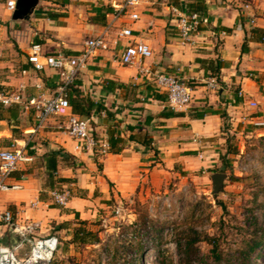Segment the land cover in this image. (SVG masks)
<instances>
[{"label":"crops","instance_id":"crops-1","mask_svg":"<svg viewBox=\"0 0 264 264\" xmlns=\"http://www.w3.org/2000/svg\"><path fill=\"white\" fill-rule=\"evenodd\" d=\"M52 1L56 5H64L66 9L63 10L64 15L57 12L51 13V28H53L56 38L69 35L77 36L76 38L72 37L74 43L71 47L63 50L66 53L75 54L82 48L81 37L86 35L90 37L103 30L113 10V4L119 0ZM192 1L167 0L157 3V0H143L139 7L140 19L131 24L134 29V38L143 39L152 48V56L146 60L151 70L174 74L185 80L192 88V101L183 109L171 110L167 107L165 94L157 89H153L151 92L152 90L146 83L149 78L140 76L135 65H131V68L121 65L116 58L117 53L112 48L96 53L80 72L88 74L92 81L82 79L81 82L77 79L80 82L79 88L83 91L88 88L87 84L99 82L95 86L97 89L99 88L98 92L90 91L88 96L91 100L93 96H96L97 102H106L103 103V106H108L111 101L110 105L116 108V103L122 100L117 97L116 92L126 86L125 83L131 81L135 86L131 87L133 89L131 103L138 96L143 101L141 102L143 111L139 115L131 112V123L125 121V124L133 127L136 140H127L124 143V148L118 153L108 150L106 155L97 158L94 151H75L73 149L74 140L63 130H48L52 126L55 128V124H61V126H57L58 128L62 127L63 116L60 114L49 119L42 130L29 135L36 123L35 109L28 104L29 99L21 104H13L8 108L1 109L0 147L15 145V141H18L20 145L25 142L24 149L33 156L34 160L30 163H21L12 173L11 181L20 182L23 189L1 194L0 210L11 209L14 221L18 224L36 221L43 226L48 222L49 216L61 220V222L63 220H87L86 218L92 211L89 208L92 206V200L106 196L101 193L108 190V182L115 181L113 170L117 166L115 161L118 156L122 155L120 153L131 150L134 146H138L135 147L136 151H140L139 147L145 148L143 151L141 150L142 153H137L138 157L135 154H130V157L122 158L134 160L139 166V172L149 171L154 174L155 171H160L157 170L159 163L152 165L154 156L146 150V147L156 143L158 150L173 151L174 153L169 156L173 157L174 161L171 162L184 160L189 156L183 154H194L195 151L199 156L207 154L209 151H217L219 154V151L223 150V143H226L225 137H219L220 133L223 134L221 131L222 119L230 117L231 120H240L242 110L248 108L244 106V103L250 100L258 102V111L255 117L264 116V43L249 40L247 51H242L245 38L250 36L249 29L253 26L264 28V0H249L247 1L249 2L248 8H245V3L242 8L244 0H218L220 5L215 3V0H212L213 2L204 0L209 24L201 27L193 35L192 46H181L178 41L179 33L175 28L176 14L173 8L189 12L187 4ZM33 13L29 19H33ZM52 14L57 16H52ZM100 15H104V17H100ZM227 28L229 31L226 30ZM28 48L29 46L23 49L25 52L22 61L23 77L18 82L2 83L11 90L21 84L24 85L23 96H25V92H28L31 95L29 98L32 96L48 98L56 89L58 81V79H54L56 71L51 69L36 71L27 61ZM59 50L56 47L48 49V51ZM217 63H220V69L215 77L219 88L212 90L205 84V79L213 73L211 65L215 67ZM36 83L40 84L41 88H36ZM50 89H52L51 93H49ZM239 91L242 92L241 96L238 95ZM103 106H97L100 108L96 110L98 114L102 110L111 114L108 111L109 108L105 109ZM69 111H72V107L65 109L61 114H66ZM163 112L173 113L164 115ZM143 114L142 125L133 123L136 119L140 123V116ZM107 116L104 120L109 121L110 118ZM99 117L100 115L97 117L98 120H100ZM111 128L108 126L105 134L106 141L108 130ZM12 129H17L22 136L15 138ZM113 130L124 139H127L130 134L127 125L124 130ZM39 136H45L51 141L44 140L40 144L36 141ZM145 141H149L148 144ZM51 148H62L76 158L74 168L60 164L55 174L56 178L65 177L71 181L69 187L72 197L64 206H49L51 204L48 198L50 191L42 183L45 172L43 155ZM181 151L186 152L179 154ZM98 161L102 169L101 172H90L89 170L93 169L92 165ZM119 167L121 168V166ZM96 186L101 187L98 189ZM42 191L47 192L45 199L40 196ZM32 202L36 203L35 206H31ZM77 215L78 218H75ZM72 225L77 224L72 223ZM7 228V225H2L0 222V243L2 244H7L5 240L9 239L8 234L5 236ZM40 228L39 233L47 230Z\"/></svg>","mask_w":264,"mask_h":264},{"label":"rangeland","instance_id":"rangeland-1","mask_svg":"<svg viewBox=\"0 0 264 264\" xmlns=\"http://www.w3.org/2000/svg\"><path fill=\"white\" fill-rule=\"evenodd\" d=\"M165 1L157 0V3ZM247 1L242 2V8ZM215 3L220 5L218 0ZM65 9L64 5H56L52 0H40L33 19L13 20L12 13L4 9L3 0H0L1 82H18L23 77V49L33 42H41L46 51L56 47L65 52L63 50L71 47L74 43L72 37L76 38V35L56 38L51 28V13L64 15ZM88 36L81 37V42ZM54 79H58L57 74ZM77 79L82 82V79L91 80V77L79 73ZM98 83L87 84L83 95L88 96L90 91L98 92L99 88L95 87ZM146 83L151 92L157 89L151 79ZM125 85L116 92L122 99L116 103V108L110 105L111 101L104 107L106 102H97V97H92L96 107L109 108L111 113L102 110L98 114L93 110L90 116H84L91 118L90 126L98 144L106 140L108 126L117 131L124 130L128 125L125 121L131 123V112L139 115L143 111L140 96L131 103L134 84L128 81ZM29 96L25 92L23 101L30 99ZM257 111V108H246L242 110L240 120L222 119L223 134L220 133L219 137H229L231 148L238 150L237 154L227 156L224 166L219 155L225 151L226 143H223L219 154L209 151L199 156L197 151L194 154L178 152L189 157L175 162H171L173 157H169L173 151L158 150L154 143L146 147L154 156L152 165L159 163L157 170L160 171L154 174L139 172L134 160L122 158L132 154L138 157L137 153H142L145 148L139 147L140 151H136L138 146H134L120 153L122 155L118 156L113 170L115 181H107L108 190L101 193L106 196L92 200V206H89L92 211L86 218V227L97 233L99 243L70 244L73 227L69 229L66 220L61 222L52 216L41 226L47 230L39 233V227L33 236L37 239L47 234L58 237L53 264H237V257L244 251L249 254L250 264H264V127L251 122ZM106 116L112 120H104ZM143 119L144 114L140 116V123L137 119L133 123L142 125ZM55 125L48 130H62V127H57L61 124ZM44 140L51 141L45 136H39L36 141L41 144ZM106 153L98 150L94 154L101 158ZM99 166L98 161L89 171L101 172ZM214 172L227 175L215 194L212 193L211 180ZM96 187L99 189L101 186ZM50 197L48 194L49 206L58 205ZM60 223L64 224L60 227ZM214 240L217 251L212 249L211 241ZM5 242L8 244L7 239ZM28 250L29 246L24 243L16 253L24 257Z\"/></svg>","mask_w":264,"mask_h":264},{"label":"built area","instance_id":"built-area-1","mask_svg":"<svg viewBox=\"0 0 264 264\" xmlns=\"http://www.w3.org/2000/svg\"><path fill=\"white\" fill-rule=\"evenodd\" d=\"M17 0H3V7L8 13H12L16 7ZM143 0H119L113 4V10L107 19L103 30L93 36L87 37L82 48L77 53H66L62 51H46L41 42H33L26 53L27 61L36 71L53 69L58 75V81L54 93L44 98L33 96L28 104L35 109L36 123L29 135L42 130L49 119L61 115L62 130L74 140L75 151H108V143L105 140L98 144L95 139L90 122L91 119L80 116L72 111L61 114L65 109L71 108L69 98V87L73 85L81 72L86 67L89 59L100 51H108L111 48L117 53L116 58L121 65H135L140 76L151 79L157 90L166 96L167 107L171 110H179L186 107L193 99L192 88L180 77L166 73L154 72L146 60L152 56L151 46L143 39L134 38V29L131 24L140 19L139 7ZM249 2L245 3V8ZM176 14L175 28L179 33V44L181 46H192L193 35L201 28L209 24L207 15L198 12H183L173 8ZM251 23L253 21L251 20ZM111 45H113L111 47ZM205 84L212 90L219 88V83L214 75L205 79ZM36 88L41 85L36 83ZM24 85H19L15 90L7 89L0 81V110L8 108L13 104L23 103ZM241 96L242 92L239 91ZM244 106L255 109L258 102L247 101ZM252 122L257 126L264 127V116L252 117ZM28 141L26 140V143ZM15 145L0 147V195L9 191H20L23 185L20 182L11 181L12 173L17 170L23 162H32L33 156L28 154L23 145L15 141ZM98 146L100 148H98ZM53 202L58 205H65L72 197L68 187L63 186L61 190L50 191ZM35 202L31 206H35ZM0 222L9 226L14 224L16 231L22 236V244L29 246L28 253L19 257L16 249L9 244L0 243V264H53L54 255L58 249L59 239L54 234H47L41 238H35V230L41 227L36 221L18 224L14 221L13 211L4 208L0 210Z\"/></svg>","mask_w":264,"mask_h":264},{"label":"trees","instance_id":"trees-1","mask_svg":"<svg viewBox=\"0 0 264 264\" xmlns=\"http://www.w3.org/2000/svg\"><path fill=\"white\" fill-rule=\"evenodd\" d=\"M187 9L189 12H198L200 14L206 15V5L204 3V0H193L192 2H189L187 4ZM56 14H52L54 16ZM57 16V15H56ZM100 17H104V15H100ZM105 21V18H104ZM229 31V28L226 29ZM250 36L245 38V41L242 45V51H247V42L249 40L263 42L264 43V28L253 26L249 29ZM220 69V63H217L215 67H212L211 65V75L216 76L218 70ZM77 80V79H76ZM80 82L75 81L73 85L69 87V98L71 100V107L72 112L80 115V116H90L91 112L93 110H99V107H95L93 101L90 97L84 96L83 91L79 88ZM157 97V95H155ZM173 112H163L164 115L172 114ZM223 115V114H222ZM1 118V115H0ZM149 122V120H147ZM127 129L130 130V134L128 135L127 139H124L118 132L114 131L112 128L108 130V150L112 153H118L124 148V143L128 141L136 140V133L133 132V127L130 125H127ZM12 134L15 138H20L22 135L18 132L17 129H12ZM226 139V146L225 151L223 153H220L219 159L223 161L227 160V156L229 154H237L238 150L236 147L233 149L230 145V139L229 137H225ZM143 142V141H142ZM149 141H145L146 144H148ZM43 161H44V177L42 180L43 186L48 187V191L52 190H61L63 186L68 187V189L71 191L69 184L71 183L70 179L65 177H55V174L57 172V169L60 164H63L64 166H69L74 168L76 166V158L74 155L66 152L62 148L59 149H49L44 155H43ZM59 184V186H57ZM72 193V191H71ZM40 196L42 199H45L47 197V192L42 191L40 193ZM51 206H58V205H51ZM75 218H78V215L75 216ZM66 223L68 227L72 226V235L70 242L75 245H87L92 243H99V237L97 233L92 231L91 229H88L86 227V220H79L77 225H72L71 221H67ZM60 227L64 223H60ZM7 234V231H6ZM211 244L213 245L212 249L216 250L217 242L211 241ZM216 254V253H215ZM219 255H217L218 257ZM216 257V255H215ZM237 264H250L249 262V254L248 252H241L239 256L237 257Z\"/></svg>","mask_w":264,"mask_h":264},{"label":"water","instance_id":"water-1","mask_svg":"<svg viewBox=\"0 0 264 264\" xmlns=\"http://www.w3.org/2000/svg\"><path fill=\"white\" fill-rule=\"evenodd\" d=\"M40 0H17L16 7L12 12L13 20H26L29 19ZM227 177L226 173L214 172L211 174V180L213 183L212 193H217L223 185L224 179ZM8 244L11 247H18L22 244V236L16 231L14 224L9 225L7 228Z\"/></svg>","mask_w":264,"mask_h":264}]
</instances>
